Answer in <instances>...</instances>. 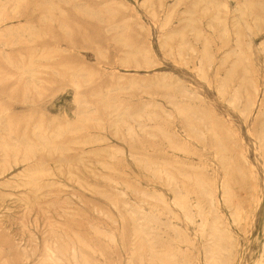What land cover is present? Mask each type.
Masks as SVG:
<instances>
[{"label": "rangeland", "instance_id": "1", "mask_svg": "<svg viewBox=\"0 0 264 264\" xmlns=\"http://www.w3.org/2000/svg\"><path fill=\"white\" fill-rule=\"evenodd\" d=\"M263 45L264 0H0V264H264Z\"/></svg>", "mask_w": 264, "mask_h": 264}, {"label": "bare ground", "instance_id": "2", "mask_svg": "<svg viewBox=\"0 0 264 264\" xmlns=\"http://www.w3.org/2000/svg\"><path fill=\"white\" fill-rule=\"evenodd\" d=\"M24 1V0H23ZM53 2V1H52ZM18 3V2H17ZM225 6V5H224ZM38 34V33H37ZM241 45V44H240ZM205 46V45H204ZM190 49H193V48H190ZM263 49H264V45H263ZM241 54V53H240ZM32 63V62H31ZM34 67V66H33ZM32 67H30V69H31ZM76 71V70H75ZM24 73V72H23ZM78 73V72H77ZM79 73H80V70H79ZM204 73V72H203ZM148 75V74H147ZM122 77V76H121ZM76 84V83H75ZM78 84H80V83H77L76 84V86L78 85ZM255 85V84H254ZM78 87V86H77ZM79 89V88H78ZM178 92L181 94V95H183V96H187V97H190L191 96V93H193V91H191L187 86H185V85H183V84H180L179 85V88H178ZM193 96V95H192ZM187 99V98H186ZM253 105H255V102L253 103ZM252 105V106H253ZM190 109V108H189ZM200 112V111H199ZM42 126V125H41ZM173 133L174 134H176V135H180L178 132H176V131H173ZM56 135V134H55ZM214 135V134H213ZM42 143L43 144H45V145H48L51 141L50 140H48V139H46L45 138V136H42ZM5 144H8V142H4ZM20 143H22L21 141L20 142H16V143H14V144H16V145H19ZM51 145V144H50ZM29 149V148H28ZM14 150V149H13ZM29 151V150H28ZM117 172V171H116ZM165 174V176L167 177V180H168V183H171V184H173V185H175V187L177 186V182L175 181V178H174V176H171V174L170 173H168V172H165L164 173ZM181 176V175H180ZM177 183V184H176ZM36 184V183H35ZM172 185V186H173ZM56 186V185H55ZM180 190H177V192H179ZM162 193V192H161ZM49 194V193H48ZM183 198H185V197H183ZM187 198V197H186ZM204 199V198H203ZM182 201V200H181ZM209 201H210V205H213V204H215V202H216V197L214 196V195H211V197H210V199H209ZM158 202V201H157ZM124 203H126V201H124ZM179 203V202H178ZM182 206V205H181ZM188 206V205H187ZM191 206V205H190ZM189 206V207H190ZM130 210V212H131V217H132V219L135 221V222H137V223H139V219H141V218H143L144 217V214H143V212L138 208V207H135V208H131V209H129ZM190 212V211H189ZM194 213V212H193ZM143 214V215H142ZM185 215V214H184ZM150 220V219H149ZM152 220V219H151ZM147 221V220H146ZM145 221V222H146ZM204 221H205V219H204ZM204 221H203V223H204ZM148 222V221H147ZM152 222H153V220H152ZM205 223H206V221H205ZM150 225H153V224H150ZM202 225H204V224H202ZM153 227H154V229H155V225H153ZM97 228V227H96ZM151 228H152V226H151ZM205 228V227H204ZM150 229V228H149ZM200 229V228H199ZM217 229V228H216ZM201 230V229H200ZM159 231V230H158ZM172 231V230H171ZM202 231H203V229H202ZM95 232V231H94ZM204 232V231H203ZM217 232V231H216ZM141 233V232H140ZM150 233H152V232H150ZM154 233H155V231H154ZM154 233H152L153 235H150V234H147L148 235V240H149V248H150V251H151V255H153V254H155V252L157 251V241H156V238H155V234ZM158 234V233H157ZM212 235H213V231H212ZM211 237V236H210ZM143 240V239H142ZM62 241V240H61ZM221 241V240H220ZM207 242V241H206ZM185 243V242H184ZM50 244V243H49ZM70 246V245H69ZM68 246V247H69ZM73 247V246H72ZM47 248H48V246H47ZM52 248V247H51ZM51 248H48V249H51ZM54 248V247H53ZM74 248V247H73ZM73 248H71V250L73 249ZM90 248V247H89ZM204 256H205V260H206V262H207V264H224V263H222V261H221V257H220V250L222 249V246L220 245V243L219 242H216V243H213V240H211V241H209L208 243H206L205 245H204ZM53 251V250H52ZM48 252H50V251H48ZM174 252V251H173ZM51 253V252H50ZM166 253V252H165ZM177 253V252H176ZM184 253V252H183ZM54 254V253H53ZM161 254V253H160ZM54 255H56V254H54ZM165 255V254H164ZM50 259H51V264H53V263H56V264H64V262H63V260H59L58 258L56 259H54L53 257H51L50 256ZM161 259H162V257H161ZM184 259V258H183ZM171 261H173V258H171L170 259ZM185 260V259H184ZM48 261H49V259H48ZM73 261V260H72ZM162 261V260H161ZM170 261V262H171ZM155 264H156V262L155 261H153ZM169 262V261H168ZM187 262V261H186ZM190 262V261H189ZM49 263H50V261H49ZM172 263V262H171ZM175 263V262H174ZM188 263V262H187ZM191 263V262H190ZM197 264H200V262L199 263H197Z\"/></svg>", "mask_w": 264, "mask_h": 264}]
</instances>
